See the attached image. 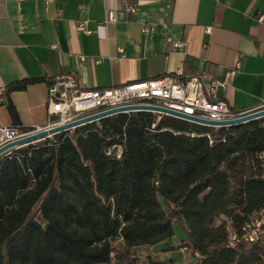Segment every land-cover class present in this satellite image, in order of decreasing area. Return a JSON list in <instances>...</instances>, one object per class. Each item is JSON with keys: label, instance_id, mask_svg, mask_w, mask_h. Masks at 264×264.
<instances>
[{"label": "trees", "instance_id": "1", "mask_svg": "<svg viewBox=\"0 0 264 264\" xmlns=\"http://www.w3.org/2000/svg\"><path fill=\"white\" fill-rule=\"evenodd\" d=\"M38 81L0 93L20 133L32 129L9 94ZM260 153L264 118L214 129L150 112L11 150L0 155V264H174L140 263L135 250L154 247L185 250L197 264H264V235L228 245L229 232L264 209ZM175 226L185 234L176 246Z\"/></svg>", "mask_w": 264, "mask_h": 264}, {"label": "crops", "instance_id": "2", "mask_svg": "<svg viewBox=\"0 0 264 264\" xmlns=\"http://www.w3.org/2000/svg\"><path fill=\"white\" fill-rule=\"evenodd\" d=\"M126 6L135 12L121 13ZM108 9L117 11L116 22H105ZM261 13L264 0H51L47 7L0 0V93L15 81L40 79L9 94L22 126L34 131L47 125L46 81L55 77L76 74L89 88L164 76L215 85L233 72L217 98L235 112L257 110L264 107ZM82 20L90 33L76 29ZM141 23L158 25L143 35ZM166 37L184 42L183 50ZM5 103L0 97V127L11 126ZM162 255L155 260L170 259Z\"/></svg>", "mask_w": 264, "mask_h": 264}, {"label": "built area", "instance_id": "3", "mask_svg": "<svg viewBox=\"0 0 264 264\" xmlns=\"http://www.w3.org/2000/svg\"><path fill=\"white\" fill-rule=\"evenodd\" d=\"M41 1L45 7L51 2V0ZM134 12L135 10L132 6H126L122 9L121 13L133 14ZM117 19V11L113 9H108L106 11L105 22L114 23ZM262 21H264V13H261L256 18L257 23H261ZM86 25L87 21H79L76 29L88 34L90 31L87 29ZM157 25V23H141L142 34H153ZM210 30L211 28H205L204 31L205 33H209ZM166 41L170 43L173 48L178 50H183L185 46L184 42L181 40H175L170 37H166ZM83 60L84 58L81 57V61ZM233 74V72L228 73L223 81L215 85L206 84L200 76L186 77L181 80L164 76L143 81L127 82L122 85L106 88H89L76 74L55 77L46 81L47 125L31 132L62 126L91 115L135 105L161 107L196 119L212 122L232 120L254 111L247 110L235 112L225 101L217 98V87H226ZM123 113L130 112L126 111ZM150 113L157 114L158 119H160L161 116L172 117L157 112ZM117 114H111L108 117ZM172 118L179 119L176 117ZM100 120L102 119H97L87 124L97 123ZM186 122L196 124L192 121ZM74 129L75 128H71L67 131H72ZM25 134L28 133H20L15 127L1 126L0 147L19 139ZM108 154H111V150L108 151ZM120 154L121 151L120 148H118V151L114 153V155L116 158H119ZM258 158L264 161V153L258 154ZM262 235H264V209L251 217L249 221L241 227L239 233L229 232L228 245L233 247L239 242L248 244L254 243L259 241Z\"/></svg>", "mask_w": 264, "mask_h": 264}, {"label": "water", "instance_id": "4", "mask_svg": "<svg viewBox=\"0 0 264 264\" xmlns=\"http://www.w3.org/2000/svg\"><path fill=\"white\" fill-rule=\"evenodd\" d=\"M126 111H128V112H157L159 114H165V115H169L172 117L179 118L183 121H192L198 125L205 126V127H213V128L232 127V126H237L240 124L248 123V122L260 119V118H264V109H257V110H254L250 113H247L245 115H242V116L235 118V119H232V120L223 121V122H212V121H208V120L196 119V118H193V117H190L187 115H183L181 113H177L174 111H170L168 109L161 108V107H154V106H147V105H135V106H129V107H124V108H120V109H114V110H110V111H107L104 113L91 115L89 117H85V118L80 119L78 121L71 122V123H68V124H65L62 126L53 127V128H49V129H43L40 131L25 134L22 137H20L19 139L1 146L0 147V155L4 154L5 152L17 149V148H21V147L27 146L29 144H33V143L42 141L46 138H50L55 134L67 131L71 128H77V127L83 126L89 122H93L97 119H103L105 117H108L111 114L123 113Z\"/></svg>", "mask_w": 264, "mask_h": 264}, {"label": "rangeland", "instance_id": "5", "mask_svg": "<svg viewBox=\"0 0 264 264\" xmlns=\"http://www.w3.org/2000/svg\"><path fill=\"white\" fill-rule=\"evenodd\" d=\"M260 109H264V107H262ZM154 115L157 116V114H154ZM214 129H217V128H214ZM118 148L119 147H115L112 149V151L116 153L118 151ZM223 220H224V218L220 217L219 219H217L215 221V224H219ZM174 233H175V236L171 240V244L176 246L178 241H180L181 239L184 238L185 234L177 226L174 227ZM114 245L118 248H121V242L119 240H116L114 242ZM164 246H166V245H164ZM168 253H170V259L171 260H176L178 262V263L175 262V264H197L195 262V260H193V258L190 255L186 254L185 250H181V252L180 251H174V252H168ZM162 254L163 253L159 250L158 247L138 248L135 250V256L138 258V261L140 263H143L149 256L152 257L153 259H157V257L163 256Z\"/></svg>", "mask_w": 264, "mask_h": 264}]
</instances>
